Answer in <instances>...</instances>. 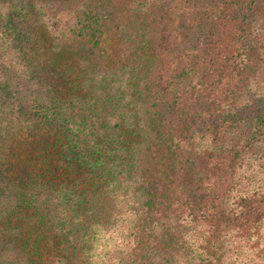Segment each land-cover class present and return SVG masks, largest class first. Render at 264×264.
Instances as JSON below:
<instances>
[{
	"label": "trees",
	"instance_id": "obj_1",
	"mask_svg": "<svg viewBox=\"0 0 264 264\" xmlns=\"http://www.w3.org/2000/svg\"><path fill=\"white\" fill-rule=\"evenodd\" d=\"M7 101L0 264H264V0H0Z\"/></svg>",
	"mask_w": 264,
	"mask_h": 264
},
{
	"label": "rangeland",
	"instance_id": "obj_2",
	"mask_svg": "<svg viewBox=\"0 0 264 264\" xmlns=\"http://www.w3.org/2000/svg\"><path fill=\"white\" fill-rule=\"evenodd\" d=\"M6 106L8 109L1 116L4 134L0 156L6 161H14V154L16 156L19 152L18 143L25 137L27 127L16 107L11 105L9 101L6 102Z\"/></svg>",
	"mask_w": 264,
	"mask_h": 264
}]
</instances>
